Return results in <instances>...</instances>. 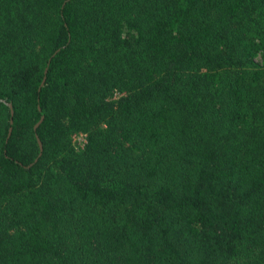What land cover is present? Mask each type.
<instances>
[{
	"label": "trees",
	"instance_id": "trees-1",
	"mask_svg": "<svg viewBox=\"0 0 264 264\" xmlns=\"http://www.w3.org/2000/svg\"><path fill=\"white\" fill-rule=\"evenodd\" d=\"M0 264H264V0H0Z\"/></svg>",
	"mask_w": 264,
	"mask_h": 264
},
{
	"label": "built area",
	"instance_id": "built-area-1",
	"mask_svg": "<svg viewBox=\"0 0 264 264\" xmlns=\"http://www.w3.org/2000/svg\"><path fill=\"white\" fill-rule=\"evenodd\" d=\"M76 140L78 141V143L81 145H83V142H85V136L84 135H80V136H77L75 137Z\"/></svg>",
	"mask_w": 264,
	"mask_h": 264
},
{
	"label": "water",
	"instance_id": "water-1",
	"mask_svg": "<svg viewBox=\"0 0 264 264\" xmlns=\"http://www.w3.org/2000/svg\"><path fill=\"white\" fill-rule=\"evenodd\" d=\"M45 80H46V78L43 80V82H42V85L44 84V82H45ZM10 106H12V104L10 103L9 104ZM42 120H43V118L40 120V122L36 125V127L42 122ZM12 130V128L10 129V131ZM38 141H39V144H40V147H41V150L43 149V145H42V142H41V140L38 138Z\"/></svg>",
	"mask_w": 264,
	"mask_h": 264
},
{
	"label": "rangeland",
	"instance_id": "rangeland-1",
	"mask_svg": "<svg viewBox=\"0 0 264 264\" xmlns=\"http://www.w3.org/2000/svg\"><path fill=\"white\" fill-rule=\"evenodd\" d=\"M259 57H260V56H259ZM259 57H258V58H259ZM259 59H260V58H259Z\"/></svg>",
	"mask_w": 264,
	"mask_h": 264
}]
</instances>
